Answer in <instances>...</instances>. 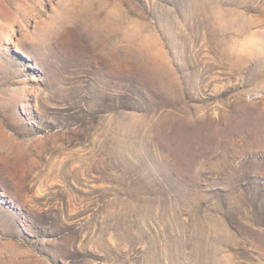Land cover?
I'll return each instance as SVG.
<instances>
[{
    "label": "rangeland",
    "instance_id": "374dc122",
    "mask_svg": "<svg viewBox=\"0 0 264 264\" xmlns=\"http://www.w3.org/2000/svg\"><path fill=\"white\" fill-rule=\"evenodd\" d=\"M0 264H264V0H0Z\"/></svg>",
    "mask_w": 264,
    "mask_h": 264
}]
</instances>
